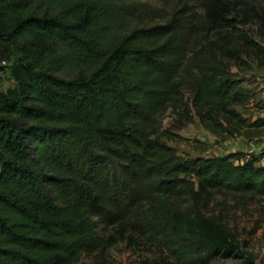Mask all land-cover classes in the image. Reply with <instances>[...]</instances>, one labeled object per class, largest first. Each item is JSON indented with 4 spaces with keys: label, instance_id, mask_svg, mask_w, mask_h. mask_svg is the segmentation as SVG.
Segmentation results:
<instances>
[{
    "label": "trees",
    "instance_id": "trees-1",
    "mask_svg": "<svg viewBox=\"0 0 264 264\" xmlns=\"http://www.w3.org/2000/svg\"><path fill=\"white\" fill-rule=\"evenodd\" d=\"M264 0H0V264H73L137 233L165 264L246 257L205 209L217 194L264 199L243 151L184 156L164 126L218 136L264 127L238 109L233 70L264 68ZM187 92L191 99L187 100Z\"/></svg>",
    "mask_w": 264,
    "mask_h": 264
},
{
    "label": "rangeland",
    "instance_id": "rangeland-1",
    "mask_svg": "<svg viewBox=\"0 0 264 264\" xmlns=\"http://www.w3.org/2000/svg\"><path fill=\"white\" fill-rule=\"evenodd\" d=\"M251 34L264 45V32L258 24L249 27ZM11 65V63H10ZM233 70L243 79L242 86L251 95L247 105L238 107L248 122L264 118V68H259L255 61L251 67ZM15 80L10 67L0 71V89L14 86ZM187 100L191 95L187 92ZM193 120L179 127V113L169 109L164 117V126L168 127L185 139L171 141L184 156H214L232 151L258 155L260 164L264 165V127L250 126L241 133L218 136L209 131L195 111ZM208 214L220 216L229 224L237 237V241L246 257L231 256L221 258L210 264H264V199L259 197L235 194H217L205 209ZM132 238L119 241L106 251L105 255L96 252L83 254L73 264H165L162 261L163 251L159 246L149 242L137 233L130 232Z\"/></svg>",
    "mask_w": 264,
    "mask_h": 264
},
{
    "label": "built area",
    "instance_id": "built-area-1",
    "mask_svg": "<svg viewBox=\"0 0 264 264\" xmlns=\"http://www.w3.org/2000/svg\"><path fill=\"white\" fill-rule=\"evenodd\" d=\"M11 62L7 60H1L0 61V71H3V69L10 65Z\"/></svg>",
    "mask_w": 264,
    "mask_h": 264
},
{
    "label": "crops",
    "instance_id": "crops-1",
    "mask_svg": "<svg viewBox=\"0 0 264 264\" xmlns=\"http://www.w3.org/2000/svg\"><path fill=\"white\" fill-rule=\"evenodd\" d=\"M233 151H236L235 149H233L232 151H229V152H233ZM229 152H227V153H229Z\"/></svg>",
    "mask_w": 264,
    "mask_h": 264
}]
</instances>
